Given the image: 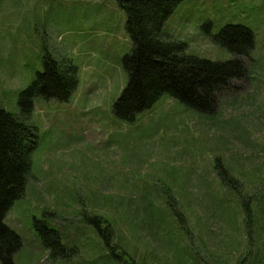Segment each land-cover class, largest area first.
<instances>
[{"label": "rangeland", "instance_id": "374dc122", "mask_svg": "<svg viewBox=\"0 0 264 264\" xmlns=\"http://www.w3.org/2000/svg\"><path fill=\"white\" fill-rule=\"evenodd\" d=\"M227 24L249 27L255 46L212 113L166 93L123 120L133 43L120 0H0L3 109L21 114L48 53L79 78L67 101L34 97L38 145L5 216L21 239L14 264H264V0H183L163 32L226 61L235 54L215 36ZM45 223L68 256L52 257Z\"/></svg>", "mask_w": 264, "mask_h": 264}, {"label": "trees", "instance_id": "16d2710c", "mask_svg": "<svg viewBox=\"0 0 264 264\" xmlns=\"http://www.w3.org/2000/svg\"><path fill=\"white\" fill-rule=\"evenodd\" d=\"M181 1L120 0L133 49L124 57L128 81L114 104L118 118L134 120L166 93L200 112L212 113L219 94L248 74L246 59L251 56L255 37L245 25L227 24L215 36L218 43L235 54L234 59L226 61L188 54L184 41L164 34L165 20ZM78 85V68L73 61L66 57L57 59L48 53L44 56L43 71L21 93V114L17 116L0 106V260L4 264H14L13 255L21 247L20 236L6 224L5 216L26 193L31 155L38 145L37 129L29 119L34 97L67 101ZM90 222L96 225L101 218L95 217ZM97 227L101 230L99 224ZM38 230L52 257L68 256L62 244L50 238L51 233L58 234L55 229L45 223L38 225Z\"/></svg>", "mask_w": 264, "mask_h": 264}]
</instances>
